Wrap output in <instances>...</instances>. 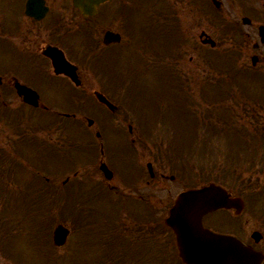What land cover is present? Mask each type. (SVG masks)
I'll list each match as a JSON object with an SVG mask.
<instances>
[{
	"label": "rangeland",
	"instance_id": "rangeland-1",
	"mask_svg": "<svg viewBox=\"0 0 264 264\" xmlns=\"http://www.w3.org/2000/svg\"><path fill=\"white\" fill-rule=\"evenodd\" d=\"M127 1L129 2L132 0H125V3ZM133 9V6L129 7V5L125 8L126 24L132 25L133 22L136 21V17H133L134 15L132 14ZM125 28H128V26L125 25ZM124 32V40L126 44H128L131 40L129 35L132 33V27L126 29ZM142 33L148 36L150 33L149 28H144ZM138 38L141 40L144 38L141 35V29ZM141 40L139 42H141ZM195 42L197 43V41ZM156 48L157 50L159 49L158 47ZM162 48H165V45H162ZM190 48L189 45H183L182 50L179 51L177 55L174 53L175 56H173L171 60L174 68L168 73H158L157 71L154 73V71L147 70L148 67L152 66H156L157 68L162 65L166 66V59L163 63H160V60L155 57L158 56L157 54H153L152 52L150 54L151 49L142 46L138 47V49L134 48L130 50V53L128 50L129 48H125V55L123 57L125 67L121 68L118 65L119 59L114 61L110 58L104 62L103 67L100 69L106 71L108 75V79L104 82L107 83L108 89L113 90L118 95H124V103H127L126 97H131L132 101L135 103L139 113L138 120L142 122L139 124L136 122L137 116H133L130 120L133 122L134 126H141L142 129H153L162 134V139L159 137L160 141L173 140L172 144L168 142L162 143L159 144L158 147L162 148L164 146L167 152L169 151L168 149H170L172 150V154H180L185 160L187 159L186 161L184 160V163H180L185 167L187 166V170L176 168L177 176H174L172 180L168 179L171 172H173L171 164L167 156L161 155L157 157V145L155 147L153 146V149L142 150L139 144H136L135 149L128 142L125 134H120L117 140L112 138L113 140H111V142L115 140L119 143H110L107 141L109 138L106 135V127L109 119L107 118V112L98 102L95 103V101L92 100L86 105V109L90 107V112H92L89 113L90 115L86 113L87 111H77L78 118H80L83 123H85V116L93 118L94 123L91 127L92 131L80 122L71 121L72 125L67 121L49 123L51 122L49 120L51 118H46V115L44 116L41 111H31L28 107L25 109L23 106H21V110L19 108L20 105L15 103H7L4 105L6 109L0 106V159H5V162L20 160L27 165L26 167L22 162H19L17 167L10 168V171H14L15 182L10 178H6V172L2 174L0 190L7 195V200L10 203L8 205L5 201L6 199H0V225L2 228H9L7 230L8 234L3 235L1 240L2 243L0 242V264L6 260L10 261V264H71L70 260L73 262V257L69 258L70 260L66 258V256L69 255V248L72 249L73 247V236H69L66 243L58 247L52 253L53 248L46 234L48 225L51 223V218L53 216H58V209L68 210V202L70 207H73L75 210H81L78 205L79 202H87V205L95 207V209H102L103 212H106L105 208L107 209V207L104 206L106 202L101 206V194L96 192L100 189L94 191L91 188H87L73 194L71 193L72 188L70 186L71 181L84 183L86 179L85 172L92 175H90L92 182L96 181L98 183L99 179L102 178L98 172L97 165L99 160L103 158L101 154L97 153L98 144L95 138H93L95 129H100L103 136L107 137L105 149L112 150L119 155V160L116 161L114 167L115 169L119 167L116 170L117 176L114 178V183L116 180L120 182L117 187L124 190L122 191L123 193L129 191V189H127V186L121 184L122 181L138 174L137 171H140L141 167H145L147 160H151L154 169L156 168L158 170L156 172L163 176V180H159L158 184L154 185L153 188L155 189L143 186L138 188L137 186L138 189L136 188L135 190V193L144 195V197L152 194L150 199H152L155 204L154 216L156 227L161 231L160 235L157 236L159 240H161L163 236L166 240H170L168 230H165L162 226V219L176 192L183 189L185 185L188 184L190 186H197L209 181H214L226 186L233 193L237 194L241 192L242 195H246V202L244 201V207L239 215L236 216V214L230 210L218 209L203 218L204 225L214 227L221 232L233 234L237 232L240 236L244 235L243 231L248 232L251 228L262 225L264 220V199H260L258 196L260 194L259 190L264 191V176L261 172H256L259 164L258 162L255 163V167L252 169L251 173V175L254 176L251 177V179L254 180V188H256L257 184L260 185L263 183L261 184V186H263L261 189L256 188V190H254L258 196L254 193L248 195L246 191L245 184L250 178L251 171H249V167L251 166L249 162L246 161L247 156H243L242 161L240 163H234L233 166L234 153L238 151V147L243 144V147L248 148L246 142L259 145L260 138L255 140L250 138L249 134L247 136H239L243 133H235L232 132L231 129H226V131L220 129V134H218L215 133L216 130L214 131L207 123L204 127L202 124L196 127L195 122L197 123L198 120L191 119L190 115H185L180 120L178 118L177 121H174L176 119L172 117L173 109L169 106V102L163 104L166 98H170L169 92L172 98L179 97L194 100L192 103L193 105L197 101L196 99L202 97L203 101H197V105L193 106V108L198 109L200 107L203 111V115L207 113V120L218 119L220 124H223L220 127H223L228 125V121L225 122L223 118H218L216 116L212 117L208 114L213 111L221 110V108L214 107L220 106L218 103L223 106L224 103L219 100L221 97L220 95L223 96L226 94L228 97L227 92L231 89L232 91L240 89L244 92L243 94H247L254 99L257 98L256 92L253 91L251 94L248 93L252 90L250 91L248 89V79L245 78V74L241 73L240 75L236 74L237 72H233L235 67L234 62L231 61L230 64V57L221 55H230V51L235 50L232 42L223 40L222 38L217 40V49L212 52L205 51L202 54L201 49L198 51L192 49L184 53ZM232 57L236 59L235 54ZM240 60H243V57H241ZM167 61L170 62L169 59ZM130 64L135 65L134 67L137 69L146 70L147 72L136 73L135 76L129 80L130 71L132 69ZM0 69H2V67H0ZM1 76L4 78V73H2ZM161 76L165 79V82H167L166 78L168 77L171 85L162 87L164 82H159L160 80L158 79ZM89 78H91L90 75ZM119 79L124 80V85L120 84ZM92 80L94 81V83L92 82L94 87L96 85L102 87L103 84L101 81L103 79L100 75H96L92 72ZM48 82L50 84L65 85L64 88L58 90L61 96L72 89L65 80L61 78L53 77L50 78ZM120 86L125 92L121 90ZM176 87L177 89L175 90ZM41 93L44 97L51 95L46 89L43 91L41 90ZM2 98L5 100V95L2 94ZM152 100L162 104L159 105L161 109L163 106V109L158 114L161 121H150V110H153V108H150ZM46 102L52 106H56L54 101L47 99ZM244 106L246 107V105L243 104V109ZM53 108L57 109L58 107ZM8 109L10 110L9 114L5 112ZM220 113L222 112L220 111ZM156 114L155 111L154 116ZM202 118L201 122L207 121L204 117ZM19 119H23V121L17 123ZM53 120L57 121L58 117L54 116ZM241 120L242 114L237 117V122ZM239 125L238 123V127L241 126ZM71 126L73 127L72 136L70 135ZM124 126L126 129V125ZM248 132L251 131L249 130ZM109 137L117 138L112 132L109 133ZM69 138L76 149H72ZM157 138L158 137L154 138V141H156ZM143 139V141L148 142L151 137ZM97 140H100V138ZM49 147L55 148V151ZM164 148L161 150L162 152L165 151ZM77 149L81 150L79 151ZM3 151L5 153H3ZM150 151H152V153ZM256 151H258V153L256 152V156L259 158L261 149L259 148V150ZM81 152H85L86 156ZM91 153H97V159L94 160V163L90 159ZM79 154L81 156L80 158ZM262 158H264V155ZM55 159L56 161L54 162ZM137 161L141 167L137 164ZM178 161L180 162L179 159ZM176 164L180 165L178 163ZM188 165L193 166L197 172L192 173ZM38 168H40V171H38L40 174L39 176H42L47 184L52 183L59 189L61 199L56 197L49 201L50 195L48 196L47 193L50 190L48 188L36 189L32 186L28 189L27 181L29 176L32 175L31 171L35 172ZM75 168L78 169L73 178L72 173ZM198 168H202L204 174H202ZM20 173L24 174L23 180L25 182L21 190L20 186L16 183L17 181H22L20 179L22 177ZM141 177L132 183L139 182ZM84 187L85 186L81 184V188ZM109 192L111 193L110 190ZM39 195H45L42 197V200L45 198L42 210L45 213L44 215L41 213L42 211H39V205L35 203ZM111 196L114 199L117 198V195L113 193H111ZM125 201L126 200H123V202ZM124 208L125 207L120 208V213L122 215H126L127 213ZM89 209L91 210V207H89ZM72 216L76 218L77 215ZM65 217H68V215ZM53 220H58V218H54ZM81 222H83V219ZM37 223L38 225L35 226ZM235 224L239 228L236 232L234 231L236 227ZM1 232L0 230V233ZM161 233H164V235L162 236ZM95 240L96 239L93 238L92 244ZM73 243L74 248H76L74 250L75 264L86 263L90 260V257L93 261L91 263L96 262L94 253H100L101 248L95 252L91 245L93 250L89 251L90 248H85L82 237L74 238ZM88 252H92L91 255L93 256H90ZM52 254L58 258L54 257ZM157 263H159V257Z\"/></svg>",
	"mask_w": 264,
	"mask_h": 264
},
{
	"label": "flooded vegetation",
	"instance_id": "flooded-vegetation-1",
	"mask_svg": "<svg viewBox=\"0 0 264 264\" xmlns=\"http://www.w3.org/2000/svg\"><path fill=\"white\" fill-rule=\"evenodd\" d=\"M25 2L26 0H5L4 17H0V40L5 46L4 54H0V67L3 68L5 76L1 77L0 87L5 92L8 103L26 105L22 96L16 93V81L35 89L39 102L43 103L48 99L58 106H82L89 104L93 99L98 102L95 96V90H98L113 105L111 109H107V128L111 126L113 129L106 131L109 139L103 136L104 140L100 143L106 140L119 143L115 140L120 134H124L123 124L131 116V108L128 103L123 102L122 95L107 88V83H102V88L98 85L94 87L93 64L97 63L98 59L104 63L110 58L114 61L119 59L120 63L125 48L132 47L133 43H139L141 40L138 38L140 29L144 37L142 44L153 43L148 45L159 47L161 43L162 47L164 42L169 57L174 46L178 45L191 47L184 53L192 49L198 51L199 46L195 41L199 42L206 33L215 40L229 38L236 53L243 57L250 80L247 86L252 90L248 93L254 91L259 96L256 99L249 96L245 99L246 126L251 131L250 134L261 139L258 147L264 149V0H219L217 7L211 0H132L126 3L125 0H105L96 6L95 14L89 16L82 15L72 5V0H43L47 9L40 18L24 13ZM126 4L133 6L136 17L128 44L124 40L125 8L128 6ZM144 28H149L148 36L142 33ZM109 30L118 33L119 38L111 41L108 37L104 41L103 35ZM200 44L202 47L206 46L201 41ZM156 47H153L154 50H157ZM59 52L76 66V74L80 80L78 84L72 82L64 73L54 72L50 55L60 54ZM53 77L65 80L72 89L61 96L58 90L65 85L50 84L48 80ZM44 89L51 95L44 97L41 93ZM128 126L129 124L127 133L133 134V129ZM110 132L117 138H110ZM137 132L147 133L144 130ZM94 134L96 138L102 137L100 131H95ZM135 137L137 136L134 135L130 141H135ZM112 138L115 139L114 142H111ZM120 141L122 142L121 139ZM101 156L103 160L100 162H105L112 170L113 179L118 168L114 167L119 155L112 150H106L101 152ZM261 174L264 176V168ZM140 177L139 185L143 183L152 186L156 183L155 174L150 177L146 169L137 176L138 179ZM250 180L251 178L247 182V193L251 192ZM106 181L107 187L117 193L115 187L119 181ZM102 214L106 215L105 212ZM89 217L88 215L87 218ZM105 222L108 224L103 227L102 240L107 251L106 260L129 264L156 263L154 231L144 232L143 236L139 237V228L130 222L128 225L132 226L133 232H124L122 217H111ZM235 226L236 232L239 228L236 224ZM253 231H258V234H253ZM243 234L240 236L236 232L235 235L251 248L261 252L264 264V220L261 226L253 227L248 232L243 231ZM125 235H132L134 239L132 252H129L130 247L126 251V244L123 242ZM1 264H10V261L6 260Z\"/></svg>",
	"mask_w": 264,
	"mask_h": 264
},
{
	"label": "water",
	"instance_id": "water-1",
	"mask_svg": "<svg viewBox=\"0 0 264 264\" xmlns=\"http://www.w3.org/2000/svg\"><path fill=\"white\" fill-rule=\"evenodd\" d=\"M83 13H90L87 0H74ZM92 2V1H90ZM28 8V6H27ZM57 66H61L57 62ZM69 72V71H67ZM25 99L36 104L37 95L24 86H20ZM103 100V98L101 97ZM90 122V120H89ZM106 175L110 173L102 165ZM240 200L231 197L220 185L210 182L197 188L185 189L177 194L169 208L165 223L175 234L178 253L186 264H260L261 257L231 235L220 234L203 227L202 216L217 208L239 209ZM67 229L61 224L53 230V241L61 244Z\"/></svg>",
	"mask_w": 264,
	"mask_h": 264
},
{
	"label": "trees",
	"instance_id": "trees-1",
	"mask_svg": "<svg viewBox=\"0 0 264 264\" xmlns=\"http://www.w3.org/2000/svg\"><path fill=\"white\" fill-rule=\"evenodd\" d=\"M189 166H190L189 169L192 171V173L197 172V170L195 171V168L193 166H191V165H189ZM192 168H194V169H192ZM198 169L202 172V174H204V171L202 168H198ZM183 170H187V167H185ZM222 183H224V182H222ZM178 263H179V261L176 264H178Z\"/></svg>",
	"mask_w": 264,
	"mask_h": 264
}]
</instances>
